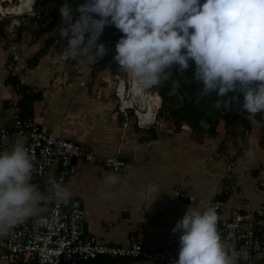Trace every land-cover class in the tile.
I'll use <instances>...</instances> for the list:
<instances>
[{"label":"clouds","instance_id":"9594fccd","mask_svg":"<svg viewBox=\"0 0 264 264\" xmlns=\"http://www.w3.org/2000/svg\"><path fill=\"white\" fill-rule=\"evenodd\" d=\"M59 11L69 56L101 59L108 49L99 37L105 26H115L123 35L114 62L138 85L159 86L173 76V68L184 73L194 62L193 79L202 85L198 100L214 95L213 107L230 111L229 94L240 93L238 106L249 120L264 115V0H85L75 9L65 0ZM245 156L255 159L256 152L249 148ZM35 171L23 144L0 150V236L38 215L47 201L48 194L33 182ZM119 182L118 174L103 180L108 187ZM46 184L57 203L71 201L62 181L48 177ZM146 191L157 193L159 185L150 183ZM101 196L107 199L111 192ZM172 232L180 234L173 264H234L218 230L216 205L190 206Z\"/></svg>","mask_w":264,"mask_h":264},{"label":"crops","instance_id":"0c3cea01","mask_svg":"<svg viewBox=\"0 0 264 264\" xmlns=\"http://www.w3.org/2000/svg\"><path fill=\"white\" fill-rule=\"evenodd\" d=\"M1 1L13 3V0ZM7 15L15 18L13 25H7L5 18L0 19V112L4 116H10L12 107L16 106L21 97L14 86L6 81L10 74L18 75L22 84L43 92V100L34 103V118L45 130L91 146L104 157L119 154L132 171V175L117 173L99 165L89 164L82 159L75 164L67 189L72 196L77 195L82 200L86 209L88 232L99 242L119 245L126 243L135 235L151 249H166L179 242L180 234L173 233L172 229L190 206L203 210L210 205L208 201L210 198L223 199L222 196L225 195L228 206L223 211H218V229L221 218L229 216L232 206L246 203L264 206V146L261 142L263 132L260 127L253 129L250 136L253 139L252 149L256 152L255 159H246L243 152L233 162L234 168H231L234 169L232 171L238 183L245 186L239 191L225 186L227 169L220 172L210 169L206 171L203 167L207 161L196 164V150L176 148L175 134L170 136L164 134V119L161 118L163 115L158 114L156 123L150 128L139 127L134 118L125 126V117L117 113L115 97L113 101L111 99L105 102L98 95L97 98L101 100L98 101L89 95L86 83L79 86L70 84L69 88L67 87V93H70L71 97L68 94L66 101L61 100L58 106L60 109L62 105L67 111L68 117L63 120L55 113L58 96L53 97V93L58 91L56 85L58 83L61 85L60 81L50 84L47 82L50 75L47 64L51 58L53 60L59 58L54 54H42L39 63L33 66L30 60L40 51L39 47L43 41L39 39L33 43L32 37L28 35L31 31L29 22L24 24L18 14ZM60 57H63V54ZM74 59L67 53L60 61L67 64ZM49 95L55 99L53 102L47 99ZM97 113L102 114L104 122L97 120ZM104 125H111L113 130ZM18 142L23 144L24 140L16 137L11 139L12 145ZM205 153L201 151L199 155L205 157L206 155H201ZM54 171L55 168L50 170L42 180V185L35 183L46 193V180L54 176ZM108 174H118L120 182L111 187L104 185V177ZM150 183L159 185V192L148 193L146 188ZM176 189L185 190L197 196L198 200L189 202L176 198ZM102 191L111 192V196L107 199L102 198ZM48 208L47 199L41 204L38 215L45 213ZM221 239L234 264H245L246 250L237 243L228 242L223 237ZM0 264L11 263L0 258ZM93 264L173 263L105 255L98 257ZM254 264H264V255L256 256Z\"/></svg>","mask_w":264,"mask_h":264},{"label":"built area","instance_id":"2783aa9c","mask_svg":"<svg viewBox=\"0 0 264 264\" xmlns=\"http://www.w3.org/2000/svg\"><path fill=\"white\" fill-rule=\"evenodd\" d=\"M46 13L45 2L36 0L30 10L18 15L26 24L29 21H41ZM3 18L0 12V19ZM177 92L175 83L173 93ZM114 94L117 111L126 119L125 126L132 118L141 128H150L156 123L163 106L158 86L142 87L126 75H117ZM149 94L160 97L159 102H150ZM11 112L10 116L0 112V150L10 148L13 137L23 139V145L29 150L36 166L34 183L42 185L45 176L55 168L53 177L68 188L75 163L79 159L117 173L132 175L127 162L119 154L104 157L80 142L48 132L34 117L21 116L16 106L12 107ZM45 187L49 208L45 213L29 218L10 234L0 236L2 260L11 264H93L98 257L105 255L161 263L178 260L179 242L166 249H151L135 235L119 245L99 242L88 232L82 200L73 195L67 205L59 204L51 197L49 186L45 184ZM175 197L189 202L198 200L197 196L182 189L175 190ZM208 201L217 206V211H223L228 206L227 201L221 198H210ZM220 222L218 230L221 237L246 250L245 264H254L256 256L264 255V206L248 203L234 205L230 208L229 216L221 218Z\"/></svg>","mask_w":264,"mask_h":264},{"label":"trees","instance_id":"16d2710c","mask_svg":"<svg viewBox=\"0 0 264 264\" xmlns=\"http://www.w3.org/2000/svg\"><path fill=\"white\" fill-rule=\"evenodd\" d=\"M42 1L45 2L48 9L46 16L44 17V19L48 20V28L41 29V33H44L47 32L48 29L52 30L57 26L58 20L61 19L59 9L65 3V0ZM67 2L75 9L83 4L85 0H67ZM201 2H203V0H201ZM49 4L52 5L49 6ZM39 34H36V37H39ZM122 35L123 34L115 26H105L98 42L105 45L108 49V53L101 59L97 58L94 61H90L92 62L90 65L92 77H97L101 72L106 71L107 69L110 70L112 75L125 76L124 73L119 71L117 64L113 59L115 55V44ZM62 41L67 48V41L64 38H62ZM40 55V52H37L33 59L30 60L33 66L39 63ZM74 61L78 67L82 66L81 61L82 63H87V61L82 59H74L71 63L74 64ZM172 73L173 76L169 80L158 86L160 90L159 93L161 92L163 95V106L159 116L164 115L169 118L173 122L177 132L183 129L184 123L188 125V128H190L193 133L197 134L204 133L206 131L205 125L207 124L213 135L217 133V128L221 123V125L224 124L226 133L234 136L238 135V131L241 128L243 129L242 131L240 130L242 135L245 133L244 131H247L250 134L253 129L255 130L260 127L263 131L261 142L264 146V115H257L253 121L249 120L247 114L241 112L238 106L243 104V94L235 92L230 93L229 95L234 98L231 110L229 111L223 108L218 110L213 107V100L215 99L214 95L212 97H205L202 100L197 99V89L202 85L193 79L195 73L194 62H190V67L184 73H181L178 68H173ZM6 81L8 84H12L17 93L21 95L16 102V107L18 108L20 115L34 117V103L36 101H41L44 98L42 90H35L28 85L22 84L18 75L10 74ZM175 83H177L178 92L177 94H172ZM180 96L182 99H180ZM222 198L226 199V196L224 195Z\"/></svg>","mask_w":264,"mask_h":264},{"label":"rangeland","instance_id":"374dc122","mask_svg":"<svg viewBox=\"0 0 264 264\" xmlns=\"http://www.w3.org/2000/svg\"><path fill=\"white\" fill-rule=\"evenodd\" d=\"M0 2L3 3V1H0ZM16 3H18V0H13V3L11 4V6L14 7ZM3 4L5 5L10 4V1H6V3L4 2ZM51 5L52 4H49V6ZM8 13L16 14V12H14L13 10H10L6 14ZM6 14H4L6 23L7 25H11L14 22L15 17L12 15L6 16ZM29 24H30L29 28L31 29V31H29L28 35L32 37V42L35 43L39 39L43 41L41 47H39L40 54L41 55L42 54L44 55L54 54L56 55L55 56L56 58H59L58 60L57 59L53 60L51 58V60L47 64V67L49 66L48 73H50L48 80H47L48 84L54 81L55 82L60 81V84H61L59 85L58 83V85H56V89H58V91H56L55 89L56 92L53 93V97L58 96V99L56 100L57 106L55 107V111H56L55 113H57L58 116L62 117L63 120L68 117V114H66L67 111L64 110L65 107L62 108V105H61V108L59 109L58 106L61 100L64 99V102L66 101L65 98L67 99L68 94L71 97L70 93H67V89L69 88L68 86L70 84L72 86H75L73 84H76V85L78 84L79 86L81 83H83L84 85L86 83L87 87L89 88V95L92 96V98H95L98 101H101L100 99H102L105 102L111 101V99L113 101V98H114L113 90H114V85L116 83L117 75H112L110 70L107 69L106 71L101 72L97 77H92L91 76V66H90L92 62L87 61V63H82L81 61L82 66L78 67L77 64H75V61H74V64L71 63V61H69L67 64H63V61L62 62L60 61V58L63 59L64 56L68 53L67 48L64 42L62 41V37L59 33V30L62 27L61 19L58 20L57 26L54 29L52 30L48 29V31L44 33H41V29L48 28V20L44 19L38 22L29 21ZM36 34H39V37H36ZM61 54H63V57H60ZM75 59L81 60L80 58H75ZM78 69L81 70V72H78ZM98 95L101 96L100 99L97 98ZM53 97L52 95H49L47 99L53 102L55 100V99H52ZM97 114H98V116H96L98 118L97 120L104 122L102 119V114L101 113H97ZM85 116L88 117V115L86 114ZM76 117H77V114H76ZM161 118L164 119V122H163L164 134L169 135V136L172 134H175L174 142H175L176 148H182V149L187 148L188 151L196 150L195 152V158L197 162L196 164L198 165V163H204V160L207 161L205 167H203V169H206V171L210 169L211 171L220 172L224 169H227L225 173V178H226L225 186L226 187L228 186L229 189L233 188L234 190H239V191L243 190V187L245 186H241V184L238 183L237 178L234 176V173L232 171L234 169H231V168H234L233 162L236 161L237 158L243 152L246 153L247 149L249 150V148H252L253 139L250 138L251 133L249 134V132L244 131L245 133L241 135L240 130L241 131L243 130L241 128L238 131V135L236 136L232 134L229 135L225 131L224 124L221 125L222 123L219 124L217 128V133H215L214 135L210 132V129L207 124L205 125L206 131L204 133H200V134L193 133L191 129L187 127L188 125L186 123L183 124V129L177 132L174 128L173 122L169 118L165 117L164 115ZM118 122L119 121L117 120V123ZM104 126L108 127L110 130H113V128H111V125L110 126L104 125ZM106 134H109V133H106ZM177 135H180V136L177 137ZM85 146L91 147L88 145H85ZM201 151L206 152L205 154H201V155H206L205 157L199 155ZM221 160L225 162L223 163ZM243 184L247 185L245 183Z\"/></svg>","mask_w":264,"mask_h":264},{"label":"bare ground","instance_id":"6f19581e","mask_svg":"<svg viewBox=\"0 0 264 264\" xmlns=\"http://www.w3.org/2000/svg\"><path fill=\"white\" fill-rule=\"evenodd\" d=\"M28 2H29V0H22L20 7H18V5H15L14 7H12L11 4H8V5L2 6L1 9H2L4 14L9 12L10 10H13L14 12H16V14L24 13L26 11H22V9H23L22 7L25 6L26 4H28ZM20 11H22V12H20ZM149 96H150V98H148V97L147 98L149 99L150 102H159V100H160V97H158V96H154V95L151 96V94H149ZM152 97H154V98H152Z\"/></svg>","mask_w":264,"mask_h":264},{"label":"water","instance_id":"95a60500","mask_svg":"<svg viewBox=\"0 0 264 264\" xmlns=\"http://www.w3.org/2000/svg\"><path fill=\"white\" fill-rule=\"evenodd\" d=\"M35 2H36V0H29L28 4H26L25 6L22 7V8H23L22 11L30 10ZM21 3H22V0H18V3L15 4V5H18V7H20V4H21ZM4 5H5V4L0 3V12H1L2 14H4V13H3L1 7L4 6ZM7 5H8V4H7ZM30 7H31V8H30ZM22 11H20V12H22ZM8 14H12V13H8ZM20 14H21V13H20Z\"/></svg>","mask_w":264,"mask_h":264}]
</instances>
